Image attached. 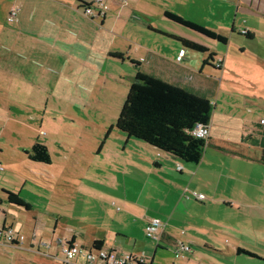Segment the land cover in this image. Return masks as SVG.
Here are the masks:
<instances>
[{
  "label": "rangeland",
  "instance_id": "1",
  "mask_svg": "<svg viewBox=\"0 0 264 264\" xmlns=\"http://www.w3.org/2000/svg\"><path fill=\"white\" fill-rule=\"evenodd\" d=\"M88 1L0 0V6H12L16 12L15 21L20 10L27 14L31 7L37 10L36 17L41 19L37 21L41 27L34 26L30 32L34 37L39 36L38 52L33 50L32 40L28 39L33 36L29 34L24 36V49L14 50L13 41L5 43V50L14 55L1 61V70L7 69L27 86V91L20 93L14 107L6 109L4 114L19 116L17 119L22 125L17 127L23 141L26 137H30L28 142L34 141L31 137L40 135L44 141L52 142L46 141L52 156L51 165L37 164L20 156L14 161L12 172L3 167L0 169L3 205L0 206V226L5 211L7 224L12 225L14 233L24 237L23 242L17 244L0 238V264H64L56 241L65 239L72 232L76 233L79 246L100 238L127 254L134 250L146 252L155 247L156 243L143 235V219L136 208L140 211L156 208L154 198L150 196L146 200L142 193L152 189L145 186L158 184L161 175L152 172L148 164L140 166L139 161H135L132 165L139 154L150 159L154 154L146 150L147 144L128 139L114 127L110 131V127L114 126L137 73V68L130 64L132 59L146 57L147 50L155 52L166 63V74L170 78L175 73L173 63L180 49L186 51L188 71L198 69L206 59L208 61L209 53L189 51L179 41L150 28L194 39L216 55L215 62L204 65V78L195 77L194 82H200L195 86L199 87L190 91L208 99L213 106L210 121L213 142L230 150H239L235 153L207 147L206 160H215L223 181L243 187L245 195L231 194V204L222 203L228 201L226 194L204 204L184 196L183 204L192 206L190 214L202 215L209 211L214 215L218 226H215V233L222 247L230 248L238 242L259 257L243 254L235 257L233 254L232 264H264V215L257 212L259 207H264V165L259 161L264 133H259L260 136L254 133L242 145L231 144L243 131L244 121L254 123L252 126L255 127L262 120L264 127V61L257 58L258 54L264 53V40H249L231 31L235 9L228 0H104L108 15L104 26L98 17L85 14V6L77 10L80 2ZM191 24L221 34L227 38V43L221 44L205 32L187 27ZM71 33L79 41L71 39ZM46 45L53 48L49 55L44 53ZM242 48L246 54L242 53ZM109 52L124 55L118 59ZM220 59L223 67L217 70L214 66ZM168 82L174 85L172 78ZM187 165H190L188 169L195 167ZM166 171L177 178L180 176L175 169ZM3 189L18 194L31 206V211L4 203ZM198 190L208 198L205 190ZM121 199L129 204L124 206ZM35 219L40 221L45 234L33 233ZM55 220L59 222L58 229L51 236L47 232H52ZM37 241L50 242L52 246L41 248L42 252L38 254L33 245ZM4 244L17 247L4 248ZM163 245L169 251L165 263L170 264L171 259L167 256L174 258L175 248ZM30 246L33 250H29ZM51 255L58 256L52 259ZM183 258L175 264H184L189 255L185 254ZM82 262L76 258L67 263Z\"/></svg>",
  "mask_w": 264,
  "mask_h": 264
},
{
  "label": "crops",
  "instance_id": "2",
  "mask_svg": "<svg viewBox=\"0 0 264 264\" xmlns=\"http://www.w3.org/2000/svg\"><path fill=\"white\" fill-rule=\"evenodd\" d=\"M228 1L231 4V6L234 7L235 9V15H233L231 29H233V31L237 32L238 34L240 33V36H243L241 35V33H248L249 35H251L252 39L259 38V39L264 40V0H228ZM90 2L91 0L85 3L90 4ZM80 9H82L80 5H77V10H80ZM11 11H13L12 6L10 8H8L6 5L0 6V64L2 60L6 61V59H8L10 56L14 55V53H9L5 50L6 48L5 43L8 40L14 42V47H13L14 50H17V49L20 50L24 46L23 45L25 41L24 36L25 35L28 36V34L32 35V33L30 32L33 31L34 26H40L38 22H40L41 19H38L36 17L37 10H32V7L31 9H29L27 14H24L23 10L22 11L20 10V12L17 15V18H18L17 21L8 20V17L10 16ZM107 16L108 15L105 14L104 17H98L101 20V23H100L101 25L104 26ZM238 16L240 17L238 20L239 22H237ZM11 26H13L14 28ZM66 29L68 31H71L70 27H66ZM73 33L69 34L71 39L79 41V39L76 38L75 37L76 35L75 34L73 35ZM38 37L39 36L37 37L28 36V39L32 40L33 50L38 49L39 48L38 44H41ZM51 38H52V35H50V39ZM191 41L200 44L194 39H192ZM242 49H243L242 53L246 54V50L244 48ZM181 50L182 49L178 51V54L176 55V57L179 55V52ZM187 50L192 51L190 49H187ZM49 51L52 52L53 48L46 45L44 53L46 55H49L48 54ZM36 52H38V50H36ZM40 52H41V48L39 50V54ZM109 53H113V52H109ZM145 53L147 56L144 58H139V59L130 58L132 59L130 61V64L131 62L137 64V66H135L137 68V72L160 79L168 84H169L168 81L170 80V78H172L174 85L172 84L170 85L175 86L177 88L189 90V91L192 89H195V87H199L195 85L200 83L199 82L201 78L200 76H202L205 66L204 64H202V66H200L198 69H193L192 71L191 70L188 71L187 69L189 68L188 67L189 61L185 60L186 51L180 61H177L175 57V62L173 63L175 66V73L170 78L167 77V74H166L167 65L163 61V59L157 57L156 53L150 50H147ZM208 53H205V54H208ZM114 54H119V52H115ZM122 54L120 53V55ZM257 58L261 61H264L263 60L264 53L258 54ZM205 61L208 62L207 59ZM263 65H264V62H263ZM222 67H223V63H222ZM193 73H195V75H193ZM197 76H199V80L197 82H194L196 80L195 77ZM202 78L204 77L202 76ZM26 89H27V86H25L21 81H19L12 74H9L7 69L2 71L0 67V169L1 170L3 167L7 171H10L9 169H11V172H12L14 161H16L18 157L20 156L25 157L26 159H28V161H31L29 160L26 152L30 153L31 148L35 143H39V144L43 143V145L46 146L48 153L50 152L49 146H48L49 143H46V141L48 142L50 140L47 139L46 141H44L42 138H40V135H37L35 137L34 136L31 137L34 139V141L31 140L30 142H28L30 137H26L25 141H23V137L18 131V127H17V125L19 124L22 125L21 120L17 119L19 116L14 115V113H11L10 115L4 114L6 109H10L11 107H14L13 103H16V101L19 100V97H20L19 94L22 93L23 91H27ZM262 122L263 121L261 120L259 125L256 124V126L253 127L252 125L254 123L251 124V122H249L250 124H248V121H244L243 131L240 134H238L235 137V139L232 138L233 139L232 141L234 142H232L231 144L242 145L243 142H245V140L248 139L254 133L258 135L259 133H264V127L261 126ZM13 124H15V126ZM8 125H11L9 129H7ZM208 129H209L208 137L211 139L212 144L216 145L210 136L211 134L210 125ZM247 131H250V132L247 133ZM245 134L246 136H244ZM44 143H46L47 145H45ZM219 147L222 150L227 149L228 152L235 151L236 153V151H239L237 149L230 150V148H224L221 146ZM145 148L147 151H151L154 154V158L150 159L146 155L144 156V155L139 154L138 159L134 160V162L132 161V165L136 164L135 161H139L138 165L140 166L142 164L143 165L148 164V168L150 166V170L152 172L160 174L162 178L161 177L158 178L159 183L156 185L150 184L148 186H145V188L152 187V189L148 192L142 193L144 194L146 200H149L150 196L154 198V200L157 203L156 208H153V210L151 208H147L144 211L142 209L140 211L139 209L136 208V211L139 212L140 214L139 216L143 219L142 228H143L144 236H145L146 226L152 220H157L160 225L159 231L161 232L162 237H166L165 238L166 240L161 241L162 243L161 245H158V246L155 245V247H151L149 251L144 252L142 250L141 252H136L134 250L133 253H128L134 258L135 261L139 263L142 261L143 263L141 264H166L165 263L166 253L169 251H167L164 248L165 246L163 244L172 245V248H175L176 243L180 241L190 246V250L188 252H183L189 255V258L185 259L184 264H232L233 262H230L232 259L231 255L234 254L235 257L242 255L241 253L237 252L238 249L252 252L255 255H258L254 251L247 249L245 246H242L238 242H234V244H232L230 248H228L227 246L226 248L222 247L223 244L220 241H218V238L216 237V233H215L216 225L215 224L217 223L216 221H214L215 219L213 218L214 215H211L209 211H207L208 212L207 214L203 213L202 215L200 213L190 214V211H191L190 209L192 206L185 207L184 206L185 204H183L184 196L186 197L190 196L191 192L202 194V192H198L200 191L198 189L205 190L208 198H205L204 201H200V202L195 201L192 198L187 199V200L192 199L199 204H204L206 201H209V202L214 201V199L212 198H216L217 196L223 197L226 194L227 196H229L227 198L228 201H222V203L231 204L230 202V198H232L231 194L237 197H239L240 193H243L245 195L243 187L237 186V185L232 186L233 184L226 182L227 180L225 182L223 181L224 177L221 176L220 171L217 168L218 164H216L217 162L215 160L210 159L211 160L210 161L207 159L208 160L207 161L206 153H204L199 164L195 165L194 168L189 167L188 169V166L190 165L185 164L186 167H184L177 163L179 161L172 159L170 156L165 155L164 153L158 151L157 149L149 145L148 147H145ZM215 150H218V149H215ZM50 154L51 152L49 153V155ZM226 154H229V153H226ZM230 156L236 157V155H231V154ZM50 159H51L50 164H42V163H37V164L47 165V166L51 165L52 164L51 155H50ZM177 166H180L182 169L180 171H177L176 170ZM200 168H203V170H200ZM168 169H171V170L175 169V171L178 172L180 176H178V178L173 176L172 172L166 171ZM164 171H166V173H163ZM124 187L126 189L125 185ZM231 190L233 191L230 193ZM2 191L13 193L11 192V190L3 189ZM182 192H183V195H182ZM13 194H16V193H13ZM121 200L120 201L124 203V206H127L129 204L125 202L126 200L124 199H121ZM22 201L24 200L22 199ZM3 202L7 203L6 197L4 198ZM0 206H3L1 200H0ZM209 208L210 206L207 208V210H209ZM259 208L260 209L257 212L261 213V215L262 214L264 215V207H259ZM3 214H4V220L0 226V231L2 230L4 231L7 228L12 229L11 228L12 225L7 224L6 222L7 214L5 215V211L3 212ZM39 222L40 221L35 219V221L32 224V230H33V233L36 235H43L46 233V231L44 229L42 230L41 224ZM58 224L59 222L57 220L53 221L52 232L50 233L47 232V233L51 236L52 235L54 236L56 230L58 229ZM66 238L68 239L72 238V240L76 242L77 235L75 232L74 234L72 232L68 234L65 237V239ZM94 241H101L103 249H116L120 251L121 253H123L116 246H109L106 243V240L100 239V238H93L87 245H84L83 247L85 248L92 247V243ZM8 246L17 247V245H6V244H4L3 247L8 248ZM33 247L30 246L29 250H33ZM36 252L39 254L40 252H42V250L38 249L36 250ZM183 253L182 255H176L174 253V255H172L174 258L167 256V259H171L170 264H175L177 260L184 259L183 257L185 254ZM57 256L58 255H54V256L51 255L50 257L52 259L53 258L56 259ZM81 259L82 258H80V260ZM82 261H83L82 264H87L84 261V259H82ZM77 263H80V262L77 261ZM64 264H69V263H64Z\"/></svg>",
  "mask_w": 264,
  "mask_h": 264
},
{
  "label": "trees",
  "instance_id": "3",
  "mask_svg": "<svg viewBox=\"0 0 264 264\" xmlns=\"http://www.w3.org/2000/svg\"><path fill=\"white\" fill-rule=\"evenodd\" d=\"M80 3V7L89 5L83 2ZM174 18L172 19L175 22L184 24ZM187 27L203 31L221 44L227 43V38L220 34L210 33V31L200 29L192 24ZM150 30L179 41L183 47L192 51L201 54L209 52L208 62L204 61V65L215 62V54L211 53L205 46L189 39L166 34L160 30L153 28H150ZM231 31L234 32L233 29ZM241 35L246 39H252L248 33H241ZM111 56L118 59L122 58L120 54ZM222 63V59L218 63L216 62L215 69L220 70ZM131 65L137 66L133 62H131ZM212 111L213 106L208 99L192 91L177 88L160 79L137 72L134 81L129 86L115 124L110 127V131L114 127L118 132L126 135L128 139L133 138L141 141L182 164L198 165L204 155L205 148L222 150L219 146L212 144L209 137L204 139L193 134L197 125L209 127ZM26 154L29 160L36 163L50 164L51 162L48 150L43 144L35 143L30 153L26 152ZM259 161L264 165V148H262ZM3 193L9 205L22 208L26 212L31 211V206L22 201L17 194L6 191H3ZM165 238L161 236V241H165ZM99 248H102V242L94 241L92 249ZM237 252L259 259L252 252L240 249ZM134 264L138 263L135 262Z\"/></svg>",
  "mask_w": 264,
  "mask_h": 264
},
{
  "label": "built area",
  "instance_id": "4",
  "mask_svg": "<svg viewBox=\"0 0 264 264\" xmlns=\"http://www.w3.org/2000/svg\"><path fill=\"white\" fill-rule=\"evenodd\" d=\"M107 11V6L104 3V0H93L87 7H84V12L90 17H104ZM16 17V12L11 11L10 16L8 17L9 21H14ZM185 53V50L182 49L179 52V55L176 57L177 61H180ZM193 134L199 138H208L209 129L206 126L197 125L194 129ZM182 168L177 166L176 170L180 171ZM194 199L195 201H204L205 197L202 194L191 192L190 196H187L186 199ZM159 222L157 220H152L145 228V236L148 240L153 241L156 245L161 243V232L159 231ZM3 231V230H2ZM0 231V238L10 244L22 243L24 237L22 235L16 234L12 229L7 228L3 232ZM183 233V232H182ZM36 247V250L44 248L50 249L52 243L50 242H35L33 243ZM59 252L64 259V263L74 260L76 258H82L87 264H138L130 254L121 253L116 249H92V247L85 248L79 246L75 241L71 239H63L56 241ZM190 246L180 242L176 243L174 253L176 255H182L183 252H188Z\"/></svg>",
  "mask_w": 264,
  "mask_h": 264
}]
</instances>
